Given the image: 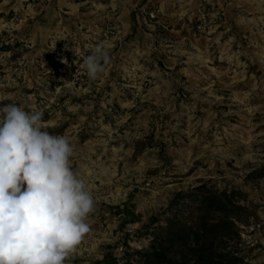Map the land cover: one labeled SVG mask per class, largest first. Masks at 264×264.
<instances>
[{
    "label": "rangeland",
    "instance_id": "obj_1",
    "mask_svg": "<svg viewBox=\"0 0 264 264\" xmlns=\"http://www.w3.org/2000/svg\"><path fill=\"white\" fill-rule=\"evenodd\" d=\"M7 104L69 139L95 201L65 264H143L179 220L221 222L211 248L264 264V0H0ZM224 191L234 206L206 211Z\"/></svg>",
    "mask_w": 264,
    "mask_h": 264
},
{
    "label": "clouds",
    "instance_id": "obj_2",
    "mask_svg": "<svg viewBox=\"0 0 264 264\" xmlns=\"http://www.w3.org/2000/svg\"><path fill=\"white\" fill-rule=\"evenodd\" d=\"M109 62L98 44L83 60L88 78ZM42 128L39 111L0 107V264H65L90 231L95 201L71 167L73 147Z\"/></svg>",
    "mask_w": 264,
    "mask_h": 264
},
{
    "label": "trees",
    "instance_id": "obj_3",
    "mask_svg": "<svg viewBox=\"0 0 264 264\" xmlns=\"http://www.w3.org/2000/svg\"><path fill=\"white\" fill-rule=\"evenodd\" d=\"M199 188L203 189L202 186ZM229 197L226 191L218 194L209 193L205 199L210 201L208 203L210 208L205 210L209 211L213 206L214 210L226 213L234 206ZM125 211L127 215L131 214L128 208H125ZM220 226L221 222L211 224L209 220H202L196 229L187 221L179 220L176 224H168L169 231L165 236L163 234L161 238H156L146 250H137V254L143 259V264H234L233 258H229L225 253L217 252L207 244V241H204L206 236L215 233ZM189 243L193 245L192 249L178 251ZM124 245L130 248L128 242ZM105 262L117 264L116 259L109 253L105 255Z\"/></svg>",
    "mask_w": 264,
    "mask_h": 264
}]
</instances>
